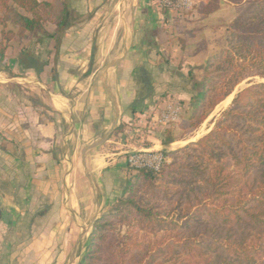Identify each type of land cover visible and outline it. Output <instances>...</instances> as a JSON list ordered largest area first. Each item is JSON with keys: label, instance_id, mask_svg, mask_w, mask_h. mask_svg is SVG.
I'll use <instances>...</instances> for the list:
<instances>
[{"label": "crops", "instance_id": "1", "mask_svg": "<svg viewBox=\"0 0 264 264\" xmlns=\"http://www.w3.org/2000/svg\"><path fill=\"white\" fill-rule=\"evenodd\" d=\"M123 1L109 7L104 0H66L82 18L66 26L58 50L51 39L56 27L48 40L29 43L30 49L53 44L54 69L35 65L41 55L21 45L14 60L19 71H0V264H62L71 248L72 185L118 177L125 148L173 150L163 145L162 131L178 123L158 125L161 108L170 101L181 115L179 102L189 105L193 89H180L178 78L188 82L211 55L199 61V48H190L191 15L161 11L154 0ZM110 12L122 28L98 24L97 15ZM30 35L40 34L24 37ZM121 37L128 48L118 53ZM100 62L113 68L92 66ZM169 137L170 146L187 143L181 134ZM106 139L118 152L96 154L95 148L83 163V149Z\"/></svg>", "mask_w": 264, "mask_h": 264}, {"label": "trees", "instance_id": "2", "mask_svg": "<svg viewBox=\"0 0 264 264\" xmlns=\"http://www.w3.org/2000/svg\"><path fill=\"white\" fill-rule=\"evenodd\" d=\"M220 3L231 5L235 17L226 46L199 69L200 79L188 75L189 127L197 129L243 81H260L247 82L209 133L174 151L190 165L137 172L138 183L128 182L121 202L94 222L80 264H264V0H208L198 13L214 14ZM12 6L31 16H7ZM40 7L56 27L58 50L57 35L71 22L65 0H0V60L15 36L7 24L20 37L37 32ZM132 221L160 238L140 244L131 233L121 238L116 227Z\"/></svg>", "mask_w": 264, "mask_h": 264}, {"label": "rangeland", "instance_id": "3", "mask_svg": "<svg viewBox=\"0 0 264 264\" xmlns=\"http://www.w3.org/2000/svg\"><path fill=\"white\" fill-rule=\"evenodd\" d=\"M46 1L50 0H39L38 2L43 3ZM66 1V0H65ZM196 4L194 6V9L191 11L186 12L187 15H191L192 17V22L195 24L193 31V36L192 37H186L187 42L190 46V48H195L198 47L199 51L196 53V59L197 60H202L205 58V53H208V55H214L221 51L225 46H226V38L228 37V28L235 17V10L234 8L227 4V3H220L219 4V10L212 16H201L198 13L197 7L200 6L201 4L206 3L208 0H195ZM120 2H124L123 0H104L103 4L109 3V7H112L114 5H117ZM67 3V2H66ZM68 4V3H67ZM69 5V4H68ZM70 7V6H69ZM18 9L16 6H12L9 12L7 13V16H11L13 13H18L23 16H31L30 14ZM45 9L39 8L38 12L41 15V23L39 24V30L38 35L34 36H29V38L26 39V37H20L17 34V28L14 27L10 22L7 24L6 30L13 31L15 33L14 38L11 40V44L7 45L6 53L3 58V60H0V71L4 69L11 68L13 70H18V68L14 65V60L17 58L20 50V46H24L23 49H28V53H39L41 57L38 59L37 63L35 65H42L44 67L46 64L49 68L54 69L55 66V61L52 58L53 54L55 53L53 44L51 42L50 46H42L41 44L39 46L33 47L34 49L29 48V43L33 39H42L45 38L48 40L49 38L46 36L47 33H51L54 30V24L52 20L47 19L45 16ZM73 12V11H72ZM5 12L0 11V16H2ZM200 15V16H199ZM98 24H106L107 28L109 30H112L113 28H122L123 24L120 22L119 15L118 14H111L110 13H104V14H98ZM95 17V13L93 14H87L85 17H83L84 20H89L91 18ZM76 18L80 19L82 17H76L74 13L71 14V21L74 22ZM77 19V20H78ZM101 24V25H102ZM201 25V26H200ZM191 27V26H189ZM193 27V26H192ZM47 28V30H46ZM183 29V28H182ZM190 29V28H188ZM199 29V30H198ZM50 31V32H48ZM1 32H2V26L0 25V41H1ZM96 32V31H94ZM123 33V30H121ZM124 34V33H123ZM122 34V35H123ZM64 36V31L60 32L57 35L58 39H61ZM52 39V38H51ZM23 40V41H22ZM123 38L121 37V41L118 47V53H122V51L126 50L128 48V45L126 44L125 46L123 45ZM205 63V62H204ZM201 64L203 65V62L201 61ZM99 67L101 70H106L113 68L112 66H109V62H100V63H92V66ZM91 66V67H92ZM196 70V68L194 69ZM199 68L194 72L193 77L196 80H199ZM251 79H247L240 83L238 86L235 87L233 90V97L231 98L230 102L227 104L225 103V100L229 97H227L223 102H221L218 107H216L211 113H209L207 119L197 128V129H192L189 127V117L191 115V106L190 103L186 104L185 102H179L182 103V112L179 118H182V124L178 122L177 125H173L172 127L165 128L162 133L163 135H166L169 137L170 134H176V135H183L186 136L185 141L187 142L185 145L183 143L178 142L176 143V146L174 144L170 146L166 145L173 150L167 151L163 150L166 157H167V163L165 169H169L170 167H179L181 165H185L186 167L191 164V161L186 160L182 153H176L173 154L177 151H180L183 147H185L187 144L191 142H196L198 139L202 138L205 136L207 133H209L213 127H214V121L215 119H218L220 117V114L228 109L230 107V103L234 96L242 89L246 88L247 82ZM251 81L253 82H259L260 80L258 78L252 79ZM185 83H187V86H185ZM178 87L182 89L183 87H190L193 89V86L188 80V82H184V78H178ZM189 95H192L191 93ZM191 99V97H190ZM189 99V102H190ZM177 101V100H176ZM172 102H168L165 105L171 104ZM185 103V104H184ZM164 105V106H165ZM163 106V107H164ZM161 108V111L163 109ZM161 113V112H160ZM160 115V114H159ZM160 123L159 118L157 119V123ZM158 125L162 126L161 123ZM205 123V124H204ZM204 124V125H203ZM203 125V126H202ZM167 129V130H166ZM207 129V130H206ZM155 130H159L158 127L155 128ZM168 137L164 139H169ZM109 139V137H108ZM100 141V140H99ZM97 143V142H96ZM95 144V143H94ZM178 144V145H177ZM91 146V145H89ZM86 146L84 149H86ZM179 146V147H178ZM181 147V148H180ZM117 146H115L113 143H109L108 140L102 142L99 146L96 147V149L93 151L96 154H103V153H116L118 150H115ZM83 149V150H84ZM126 152L125 154L117 157L118 162L117 164H120L121 167L116 168L117 170V175H119L118 178L117 176H108V179H104L103 181L100 180V185H75L73 187L72 185V190H73V208H72V213L69 215V221L67 222L69 228L72 232L69 240L71 242V248L68 249L67 257L65 258V261H63L62 264H68L70 261V255L71 252L78 241L77 249H76V257L75 260L72 264H80V261L82 259V256L85 253V244L87 242V239L90 237V234L93 230V224L94 222L101 218L104 215H107L112 212V210L121 202V197L123 199L124 195H122L125 187L127 186V183H138V178L137 176V171H132L127 168L125 164L126 157L132 153L134 150H131V148H125ZM92 151V150H90ZM121 151V150H120ZM136 151V150H135ZM175 151V152H174ZM91 152V153H93ZM172 154H170V153ZM81 154V153H80ZM79 158V155L77 153V159ZM75 159L76 163L79 162L78 160ZM164 169V170H165ZM166 169V170H167ZM165 170V171H166ZM81 171V170H80ZM157 174V173H156ZM158 177L162 178V174H158ZM106 180V181H105ZM167 181L162 180V184H165ZM63 198V197H61ZM135 221H132V224H123L121 226H117L115 229V232L120 235L121 238L126 237L129 235V233L132 234L133 238L132 241L137 242L138 244L142 242H149L153 241L155 239H159L162 233H156V234H147L142 230L134 229L132 226L135 225ZM63 224V222H61Z\"/></svg>", "mask_w": 264, "mask_h": 264}, {"label": "built area", "instance_id": "4", "mask_svg": "<svg viewBox=\"0 0 264 264\" xmlns=\"http://www.w3.org/2000/svg\"><path fill=\"white\" fill-rule=\"evenodd\" d=\"M154 5L161 11L169 13H183L194 8L195 0H154ZM179 108L175 105H165L159 115L163 126L177 124L179 122ZM167 157L163 150H140L130 153L125 160L128 169L132 171L149 170L159 173L166 165Z\"/></svg>", "mask_w": 264, "mask_h": 264}, {"label": "water", "instance_id": "5", "mask_svg": "<svg viewBox=\"0 0 264 264\" xmlns=\"http://www.w3.org/2000/svg\"><path fill=\"white\" fill-rule=\"evenodd\" d=\"M102 142H103V141H101V142H97V143H95V144H93V145L87 147L86 149H84V150L82 151V161H83V163H84V161H85V158H86L87 153H88L90 150L95 149V148H96L97 146H99ZM77 245H78V241L76 242V244H75V246H74V248H73V250H72V252H71V255H70V261H69L68 264H72V263L74 262V260H75V257H76L75 255H76Z\"/></svg>", "mask_w": 264, "mask_h": 264}, {"label": "bare ground", "instance_id": "6", "mask_svg": "<svg viewBox=\"0 0 264 264\" xmlns=\"http://www.w3.org/2000/svg\"><path fill=\"white\" fill-rule=\"evenodd\" d=\"M232 97H233V95H230V96L225 100V103L228 104V103L230 102V100H231ZM58 98H59V97H58ZM217 107H218V106H217ZM207 120H208V119H207ZM204 124H205V123H204ZM204 124H203V125H204ZM203 125H202V126H203ZM206 130H207V129H206ZM177 142H178V141H177ZM183 143H185V142H183ZM178 144H179V142H178ZM178 144H177V145H178ZM185 144H186V143H185ZM185 144H183V145H185ZM173 146H174V144H173ZM175 146H176V144H175ZM178 147H179V146H178ZM180 148H181V147H180ZM100 161H101V160H100ZM100 161H98V163H100ZM97 165H98V164H97ZM100 167H101V166H100ZM100 167H99V168H100ZM102 167H103V165H102Z\"/></svg>", "mask_w": 264, "mask_h": 264}]
</instances>
